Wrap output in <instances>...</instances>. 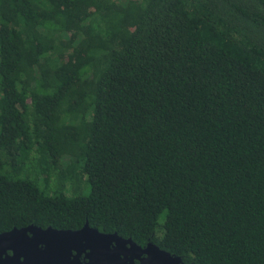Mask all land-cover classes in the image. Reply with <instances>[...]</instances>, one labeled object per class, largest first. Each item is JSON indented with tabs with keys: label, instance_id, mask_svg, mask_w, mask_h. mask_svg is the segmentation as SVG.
Instances as JSON below:
<instances>
[{
	"label": "trees",
	"instance_id": "1",
	"mask_svg": "<svg viewBox=\"0 0 264 264\" xmlns=\"http://www.w3.org/2000/svg\"><path fill=\"white\" fill-rule=\"evenodd\" d=\"M86 223L264 264V0H0V234Z\"/></svg>",
	"mask_w": 264,
	"mask_h": 264
},
{
	"label": "flooded vegetation",
	"instance_id": "2",
	"mask_svg": "<svg viewBox=\"0 0 264 264\" xmlns=\"http://www.w3.org/2000/svg\"><path fill=\"white\" fill-rule=\"evenodd\" d=\"M84 226L76 230H56L79 231L83 229ZM89 227L90 229H96L94 227H91L90 225ZM28 236L30 239H36V248L40 251L46 250L47 246L50 244L49 240L46 237L37 239L34 236V233L31 232L28 233ZM60 242V247L62 248L60 250L64 249L65 255L63 256L61 252H57V260H63L64 264H171L170 259L164 257L157 250L156 246L163 251L166 250L162 249L156 243L150 241L146 242L145 244L138 243L130 238L120 236L117 233H104L100 231L99 233H97L87 230V232L79 234L73 239L67 238L63 239ZM7 254L10 258L14 256V252L10 250L7 252ZM6 256L4 255V258ZM172 256L177 257L175 255ZM40 261L46 262V258L41 257ZM22 263H25V259L23 257H20L19 263L15 262V264ZM182 264H186L183 259Z\"/></svg>",
	"mask_w": 264,
	"mask_h": 264
},
{
	"label": "water",
	"instance_id": "3",
	"mask_svg": "<svg viewBox=\"0 0 264 264\" xmlns=\"http://www.w3.org/2000/svg\"><path fill=\"white\" fill-rule=\"evenodd\" d=\"M87 230L99 233L96 229H90L88 223L79 231L56 230L51 227L42 229L36 226H29L2 233L0 234V264L19 263L20 257L25 259V263L22 264H64L63 260H57V252H61L63 256L65 255V250H60L62 249L60 241L67 238L73 239L79 234L87 232ZM29 232L34 233L37 239L46 237L50 242L47 249L44 251L38 250L35 244L36 239H30L28 236ZM156 248L164 257L170 259L171 264H182L181 257H174L159 247L156 246ZM9 250L14 252V256L11 258L7 254ZM4 255L7 256L4 258ZM41 257H45L46 262H41Z\"/></svg>",
	"mask_w": 264,
	"mask_h": 264
},
{
	"label": "rangeland",
	"instance_id": "4",
	"mask_svg": "<svg viewBox=\"0 0 264 264\" xmlns=\"http://www.w3.org/2000/svg\"><path fill=\"white\" fill-rule=\"evenodd\" d=\"M64 162H65V165H68V163H69V161L67 159Z\"/></svg>",
	"mask_w": 264,
	"mask_h": 264
}]
</instances>
